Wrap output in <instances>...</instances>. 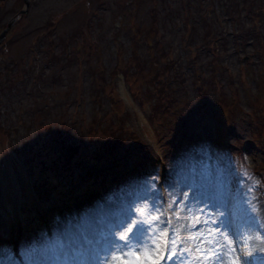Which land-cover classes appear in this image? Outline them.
Segmentation results:
<instances>
[{
	"label": "rangeland",
	"instance_id": "obj_1",
	"mask_svg": "<svg viewBox=\"0 0 264 264\" xmlns=\"http://www.w3.org/2000/svg\"><path fill=\"white\" fill-rule=\"evenodd\" d=\"M29 2L0 45V264H101L112 244L109 264H151L157 208L195 225L162 264H264V54L242 37L264 0ZM24 7L0 0V34Z\"/></svg>",
	"mask_w": 264,
	"mask_h": 264
},
{
	"label": "snow or ice",
	"instance_id": "obj_2",
	"mask_svg": "<svg viewBox=\"0 0 264 264\" xmlns=\"http://www.w3.org/2000/svg\"><path fill=\"white\" fill-rule=\"evenodd\" d=\"M195 111V109L193 110ZM192 117V114H190V118ZM254 190V188H249L248 191L251 193ZM187 195V193H185ZM245 203L249 207L250 213L253 215L255 214V211L252 207V201L251 200H246ZM184 211H187L185 209ZM200 212H203V209L200 210ZM219 216H223L224 212L220 211L218 213ZM179 219V217H177ZM145 221L142 220H137L135 223L129 225L127 227V232L128 233H134L138 229H140V226L142 224H145ZM203 223L204 225H207L209 223L215 224L218 223L217 220H204V221H199L197 220V224ZM161 225H166L165 227H161ZM195 227V225H192L191 227L185 226V225H180V228L177 229L172 226V224L167 221L164 218V213L161 209L157 208L154 210V214H151L149 216V219L147 221V228L146 231L150 233L148 235L147 239L156 241L158 240V243H153L152 248L155 249L159 253V259L158 260H152L151 264H162L164 260H171L176 257L177 254L181 256H185L186 252L188 250H192L191 248L186 249L185 244H190V241H186L183 238V235H188L189 237H192V232L191 228ZM153 229H156V231H153ZM214 231L216 229H213ZM120 241L124 243L125 246H127V242L129 240V236L124 235L118 237ZM195 240L196 244H204L205 249L202 252V255L207 258V251H208V246L212 243V241H206L205 239L201 237H193ZM161 245L163 246V252H160ZM141 246H143V241H141ZM197 252H201V249L199 247H196L194 249ZM261 251H264V249H260ZM121 249L116 245L112 244L105 255V258L101 261V264H109V257L113 256L114 254L120 252ZM249 256H252V253H248ZM151 259V258H149Z\"/></svg>",
	"mask_w": 264,
	"mask_h": 264
},
{
	"label": "trees",
	"instance_id": "obj_3",
	"mask_svg": "<svg viewBox=\"0 0 264 264\" xmlns=\"http://www.w3.org/2000/svg\"><path fill=\"white\" fill-rule=\"evenodd\" d=\"M261 11L262 10L260 7H257V8L255 7V9H254L255 13H259ZM263 30H264V28H263ZM244 33H246V34L244 36H242L243 39L246 40L247 38H251L252 43L255 45V49L260 51V52H263L262 54H264V31H262V28L258 29V30H256V29L244 30L243 34ZM262 59L264 61V57H262ZM130 69H131L130 71L125 72L123 74V80L128 84L130 91L136 95L137 93H140V91H141V87L139 86L137 89V86L135 85V82H134V81H136V77L138 75V73H137L138 68H137V66L132 65L130 67ZM165 70H166V68H165ZM160 79H161V77H160ZM167 82L168 81H164V80L158 81L157 84H159L160 87L151 89V91H152V93L150 94L151 97L153 96V93L159 96L160 93L162 92V90L164 89L163 88L164 85H165V87L167 86L166 85ZM141 92H143L144 95L147 94V91H141ZM159 99H160V97H159ZM150 100L151 99H149V98L147 99V101H150ZM158 102H159V100H158ZM152 104H153V102H152ZM153 106H154V104H153Z\"/></svg>",
	"mask_w": 264,
	"mask_h": 264
},
{
	"label": "water",
	"instance_id": "obj_4",
	"mask_svg": "<svg viewBox=\"0 0 264 264\" xmlns=\"http://www.w3.org/2000/svg\"><path fill=\"white\" fill-rule=\"evenodd\" d=\"M24 5H25L24 9L21 10V11L19 12L18 16H19V15H24V14L27 13L28 8H29V6H30V2H29V0H24ZM15 21H16V18H13V19H11V20L7 23V25H6V29L0 34V44H1L2 41L4 40V38H5V36H6L7 32H8V30L14 25Z\"/></svg>",
	"mask_w": 264,
	"mask_h": 264
},
{
	"label": "bare ground",
	"instance_id": "obj_5",
	"mask_svg": "<svg viewBox=\"0 0 264 264\" xmlns=\"http://www.w3.org/2000/svg\"><path fill=\"white\" fill-rule=\"evenodd\" d=\"M129 239H130V236H129Z\"/></svg>",
	"mask_w": 264,
	"mask_h": 264
}]
</instances>
